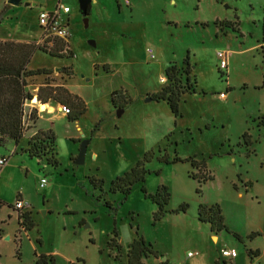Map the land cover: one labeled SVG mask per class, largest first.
Returning a JSON list of instances; mask_svg holds the SVG:
<instances>
[{
  "label": "rangeland",
  "instance_id": "374dc122",
  "mask_svg": "<svg viewBox=\"0 0 264 264\" xmlns=\"http://www.w3.org/2000/svg\"><path fill=\"white\" fill-rule=\"evenodd\" d=\"M34 1L36 7L20 14L17 28H9L8 20L0 31L22 39L26 31L34 36L39 31L38 13L60 8L57 23L67 27L63 40L72 58L37 52L28 70L70 68L72 81L93 91L79 119L86 139L65 140L67 119L53 121L58 132L56 168L30 159L22 153L26 147L22 143L15 151L9 140L0 146V158L8 160L0 173V201L7 203L5 209L17 198L27 203L25 214L33 225L24 233L14 218L8 221L7 210L0 209L2 239L10 238L0 242V264H35L41 255L53 256L56 264H127V247L142 234L162 254L158 264L168 253L183 259L194 252L183 241L191 233L187 226L172 231L167 221L153 222L156 206L144 198L142 187L150 195L160 186L167 188L170 199L165 210L186 204L185 223L194 221L199 205L216 204L240 233L264 229L262 0H91L86 23L78 0ZM24 4L25 0L21 7ZM3 5L5 12L13 8L4 1ZM45 35L41 41L48 38ZM219 53L225 56L226 69H218ZM185 59L189 82L183 73ZM173 65L180 70L181 85L196 91L181 97V117L176 119L164 102H146L166 85L165 70ZM116 91L118 104L124 106L119 117L110 104ZM126 99L132 103L126 105ZM98 122V131L91 135ZM244 134L248 148L242 142ZM83 141H88L84 163L75 165ZM145 154L151 160L144 166L149 172L144 184L135 185L125 201L119 193L109 194L110 182ZM175 157L180 162L172 163ZM162 158L169 164L160 163ZM189 158L203 161L205 169H192L185 161ZM207 175L212 180L198 184L199 177ZM90 179L104 183L102 192L93 189ZM246 182L251 184L247 191ZM236 212L241 219L234 221ZM226 234L236 243L239 257L251 246L261 256L259 264H264V235L256 231L255 238L241 237L240 243ZM111 240L114 247L108 246ZM145 264L157 263L149 259Z\"/></svg>",
  "mask_w": 264,
  "mask_h": 264
},
{
  "label": "trees",
  "instance_id": "16d2710c",
  "mask_svg": "<svg viewBox=\"0 0 264 264\" xmlns=\"http://www.w3.org/2000/svg\"><path fill=\"white\" fill-rule=\"evenodd\" d=\"M89 12L90 5H88L86 9L87 16L89 15ZM5 13V8H3L0 12V24ZM262 27L264 29V0H262ZM231 29L234 28L231 27ZM67 48L65 41L57 37H48L43 39L40 43L0 41V146L4 145L7 140L13 142L15 146H18L19 142L23 139L24 134L27 132L28 127L25 125L24 104L31 101L33 98L29 92H25L27 79L38 76L47 77L52 74L51 71L45 69H37L33 71L28 70L27 66L30 63L32 56L35 53L40 52L51 58H72V53L67 50ZM183 65L185 66L183 73L186 76V82H189L190 67L186 59L184 60ZM60 73L68 79L73 77V72L70 68H63ZM179 73L180 70L174 65L168 67L164 73L166 85L157 93L147 96L152 102H164L168 106L170 114L175 119L181 117L179 113L181 97L185 94L191 95L196 93L195 87H183L181 85V82L178 79ZM194 84H196L195 81ZM262 88H264V74ZM36 97L37 102L41 105L52 101L66 107L69 110L66 119L70 123L78 121L86 112V105L84 102L78 97L70 95L62 88H52L49 86L42 87L38 90ZM117 99V92H113L110 96V104L114 109L121 110L124 106L118 104L119 101ZM125 103L126 105H130L132 101L126 99ZM28 118L30 121H33L34 117L32 116V113H30ZM99 125L100 122L94 126L91 135L98 131ZM242 142L246 148L250 146L246 134L242 136ZM40 146H42V148H40ZM47 151L49 154L46 153ZM22 153L26 154L30 159H36L40 162L44 160L47 166L55 168L58 166L55 159V137L50 132L37 133L26 142V147L22 150ZM150 160L151 157L148 154H145L128 172L110 182L108 193H119L123 196V200L125 201L135 185L144 184L146 176L149 175V172L145 170L144 166L149 163ZM158 161L165 165L169 164V161L164 158L159 159ZM185 161L190 164L192 169H197L198 171L205 169V163L203 161L196 162L194 161V158H189ZM178 162H180L178 158H173L172 163ZM156 175L159 174L157 173ZM190 177L195 180V176L191 175ZM211 180V177L207 175L200 176L197 181L198 184H205ZM89 182L94 190L98 189L102 192L104 186L102 181L90 179ZM232 187L237 191L235 186ZM250 187L251 184L249 182L243 184L245 191ZM141 193L145 199L149 200L151 204L156 206V211L152 215L154 223L162 220L168 214H184L187 211L186 204L180 205L178 209L174 211L165 210L170 195L167 188L163 186L158 187L153 195L147 194L143 187L141 188ZM103 195L99 196L97 200H101ZM4 206H6V204L0 201V209ZM105 206L111 208L108 202H105ZM7 207L11 209V206L9 205H7ZM197 220L200 223L208 224L212 233L217 234L219 232H225L231 234L233 238L240 243L243 240L237 234L229 231L225 226L221 210L217 205L209 207L199 205L197 209ZM17 221L18 226L22 228L24 233L30 231L33 227L27 214L20 215ZM256 236V233H254L249 235L247 239L251 241ZM108 246L114 247V240H111L108 243ZM246 253L250 259L256 256V253H252L249 250H247ZM16 257L19 259L18 252H16ZM149 257H153L154 259L162 258V256L154 251L150 244H146L142 238L134 240L128 246L127 264H143L142 259H148ZM35 264H56V260L53 256L41 255L36 259ZM160 264L167 263L162 262Z\"/></svg>",
  "mask_w": 264,
  "mask_h": 264
},
{
  "label": "crops",
  "instance_id": "0c3cea01",
  "mask_svg": "<svg viewBox=\"0 0 264 264\" xmlns=\"http://www.w3.org/2000/svg\"><path fill=\"white\" fill-rule=\"evenodd\" d=\"M3 1L7 2L8 0H2V3H0V12L3 10V6H4ZM22 1L23 0H21L20 8H24L23 10L16 9L17 7L6 9L7 14L5 13L4 18H3L4 20L1 22L0 27H2V24L5 21L9 20L12 24V26L10 25L9 28H17V25L21 24V22H18V19L20 18V14L25 13L26 9H29L31 7L32 8L36 7V4H32V3H35L34 0H25V2L29 6L25 7V4H24V6L21 7ZM32 5H34V7ZM10 15L15 17V18L13 19L12 17L11 18L9 17L7 19V17ZM12 19L14 20L13 23L11 21ZM23 36H25L26 38L25 39L18 38V35L17 34L13 35L11 31H9L7 34L5 32H3V30L0 31V41H2V42L11 41V42H16V43H30V42L40 43L41 39H42L41 38L42 32L39 29L38 33H34V36H31L30 33L28 31H26L25 35H23ZM38 53H40V52H38ZM27 69H28V66H27ZM60 71H61V69H59L57 71L51 70L52 74L47 76V77L38 76V77L27 79L28 92L32 96L36 97L38 90L42 87L49 86L52 88H62L64 90H66L70 95L78 97L79 99H81L84 102V104H86L87 100L89 99L90 94L93 91L91 89V87H87V85H81L77 82H74V81H72L73 78L68 79L66 76H64L62 73H60ZM61 106L62 105L55 103V102H52V101H49L44 105H41L39 102H36V103L26 102L24 104V115H25V125L28 127V129H27V132L24 134L23 139L19 142V144L22 143L26 146V142L29 139H31L33 136H35L37 133H47V132L52 133L54 135L55 141H56V139L58 137V132L55 129L53 121H56V120L61 119V118H67L66 115H63L60 112ZM30 113H32V116L34 117L33 121H30L28 118ZM62 136L65 140H71V141H79L80 138L86 139L85 136H82L79 120L76 122H73V123L67 122L66 125L64 126V132L62 133ZM17 147L15 146L14 151L16 150ZM71 157L74 158V154H71ZM1 172H3V168L0 169V173ZM5 204H7V203H5ZM1 210H7V217L9 219L8 221H10L12 218H14V220L18 224V221H17L18 218H17V216H15L16 213H14L11 209L10 210L5 209V207H2ZM9 211H11V213H9ZM221 214L223 216L225 226L232 233H235V234L237 233L238 235H240V237H247L250 235V233L253 234L254 232L256 233V231H258V233L264 235V229L260 230L258 228H255L254 230L253 229L246 230L243 233H240V231L233 228L232 224L230 222H228L224 210L221 211ZM180 215H182V217H178L179 215L173 216V217L166 215L159 222L167 221L168 222L167 226L172 231L174 229H178V228H182L184 226H187L191 233L187 236V238H184L183 241L187 242L190 246H192L191 248L195 249V250H193L194 252H192V253L188 252L187 256H184L183 259L176 256L172 252L168 253V254H166V256H167L166 260L164 259L163 262H166L167 264H225V261L223 259H221V257H220V251L223 249L235 250V247H233V246H236V243L232 239L229 238V235H227L224 232H219L217 234L212 233L210 230V226L208 224L200 223L197 220V217L194 219V221L185 223L186 213H184V214L181 213ZM233 216H234V221L241 219V215L238 212H236L235 215H233ZM233 225L235 226L234 223H233ZM3 226H4V224L0 225V233H1L0 234L1 235L0 242L2 240L10 239V238H6V237H4L2 239V235H4V232L2 229ZM192 227H193V229H192ZM138 238H142L146 244H150L149 240L146 239L145 234L138 235V236L136 235V238L133 239L130 242V244L134 240H137ZM151 247L154 251L157 252V250L154 248L155 246L153 247L151 245ZM247 250L251 251L252 253H256V256H254L251 261H250L249 257H247V255H246L247 253H245V255L243 254V256H240V257L237 255L236 258L230 262V264H255V263L259 264V259H261V256L260 255L258 256V250L255 251L256 248L255 249L251 248V246H249V248H247ZM127 251H128V247H127ZM189 254H191L192 256L188 257ZM160 255L162 256V254H160ZM149 259H152V261L153 262L155 261L157 264L159 263V260L154 259L153 257H149L148 259H144L143 264H145V261H147Z\"/></svg>",
  "mask_w": 264,
  "mask_h": 264
},
{
  "label": "built area",
  "instance_id": "2783aa9c",
  "mask_svg": "<svg viewBox=\"0 0 264 264\" xmlns=\"http://www.w3.org/2000/svg\"><path fill=\"white\" fill-rule=\"evenodd\" d=\"M61 9L56 7L53 12H43L40 11L37 16V25L38 28L41 30L43 35H47V37H57L60 39H64L68 34H67V27L63 24H58L57 23V17L60 14ZM62 13L65 15H68L69 10L67 8L62 9ZM45 35V36H46ZM50 35V36H48ZM217 61H218V69L223 70L226 69L227 64H226V59L225 56L221 53L216 55ZM223 95H220L222 97ZM60 112L63 115H68L69 110L61 106L60 107ZM7 159L0 158V169L3 168L7 164ZM46 186V180L42 179L40 181V187L44 189ZM29 208L28 204L23 202L20 198H17L13 205L11 206V210L14 213H18L19 215H24L25 212H27V209ZM192 255L189 254L188 257H191ZM237 256V253L233 249H223L220 251V257L225 261V264H230L232 260H234Z\"/></svg>",
  "mask_w": 264,
  "mask_h": 264
},
{
  "label": "water",
  "instance_id": "95a60500",
  "mask_svg": "<svg viewBox=\"0 0 264 264\" xmlns=\"http://www.w3.org/2000/svg\"><path fill=\"white\" fill-rule=\"evenodd\" d=\"M79 2V8H80V13L82 14L83 18H84V23L87 22V15H86V9L88 7V5H90L91 0H78ZM7 5L11 6V7H19L21 4V0H8L6 2ZM28 4H25V7H28ZM34 7V5H32ZM25 92H28V87L25 88ZM31 103H36L37 102V97H33L30 101ZM146 102H150V99L147 98ZM122 110H116V116L119 117L122 114ZM87 145L88 142L87 141H83L79 147V151H78V155L74 161L75 165H83L84 163V157H85V153H86V149H87Z\"/></svg>",
  "mask_w": 264,
  "mask_h": 264
},
{
  "label": "bare ground",
  "instance_id": "6f19581e",
  "mask_svg": "<svg viewBox=\"0 0 264 264\" xmlns=\"http://www.w3.org/2000/svg\"><path fill=\"white\" fill-rule=\"evenodd\" d=\"M222 97H224V96H222ZM44 107V106H43Z\"/></svg>",
  "mask_w": 264,
  "mask_h": 264
}]
</instances>
